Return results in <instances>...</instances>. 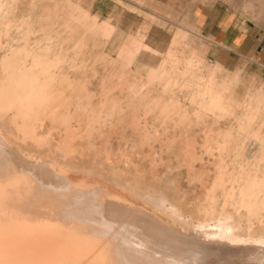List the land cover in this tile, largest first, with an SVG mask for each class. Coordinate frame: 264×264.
Segmentation results:
<instances>
[{"label":"bare ground","instance_id":"bare-ground-1","mask_svg":"<svg viewBox=\"0 0 264 264\" xmlns=\"http://www.w3.org/2000/svg\"><path fill=\"white\" fill-rule=\"evenodd\" d=\"M29 5L0 54V264H264V91L238 100L237 73L180 27L145 76L126 69L151 47L128 37L90 90L77 71L114 24L79 0ZM192 126L201 140L173 136Z\"/></svg>","mask_w":264,"mask_h":264},{"label":"rangeland","instance_id":"rangeland-1","mask_svg":"<svg viewBox=\"0 0 264 264\" xmlns=\"http://www.w3.org/2000/svg\"><path fill=\"white\" fill-rule=\"evenodd\" d=\"M79 1L83 7L89 9L90 13L98 16L99 22L104 19H109L115 26L114 32L108 38L101 39L100 45L98 44V46L90 48V55L86 56L89 65L87 70L85 69L83 71V69H80V71H77L76 76L78 77L84 78L83 74L88 75L86 78L89 80L90 90H98L100 88L101 79H109V74L113 73L115 68H117L118 63L114 59L117 54V49L128 37L141 36L140 38L151 47V49L147 51L142 50L139 52L136 60L126 69V72H132L131 74L137 72L145 76L147 73L145 64L155 65L165 57L167 48L169 49L171 46H174L170 41L173 40L176 32L175 29L177 30L178 27H180L179 29L184 30L191 28L192 30H188L190 33L191 31L196 32V35H194V42H200L205 46H203L204 48L201 51V55L206 63L211 64L215 61L220 62L224 66L221 75H233L237 73V81L234 83L233 95L238 100L242 101L246 99L258 88L264 91V3L260 6L257 0H254L253 5V7L258 10L256 17L261 21L262 25L260 29L256 30L255 45L248 46L249 51L251 48L255 47V52L229 55L215 48L213 45H210L208 40L200 35L199 30L190 26L191 24L188 20L185 21L181 19V14L173 16L167 13L164 8L158 7L157 3L151 0ZM29 2L30 0H0V29L3 27L5 19L10 20L7 35L0 37V54L6 51L10 45H15L21 40L26 29V18H30L33 15L31 11L39 7L38 5H32V9ZM261 8H263V11H261ZM97 56H104L110 60L102 61ZM81 57V55L78 56V60H80ZM154 87L158 88L157 85ZM130 92L128 86L125 85L124 92L120 94L122 98L124 96L122 104L129 103L125 96L127 94L130 95ZM117 94L118 93L115 92L113 93V95ZM185 95H187L186 92L181 93L180 98L184 104L189 105ZM110 96L112 97V95ZM240 113L241 109L238 108L234 116L219 119L215 127L220 129L230 125L235 127L237 116H239ZM261 120H264V111ZM201 128L202 126H192L187 132L177 131L173 133V136L195 137L201 140L204 135Z\"/></svg>","mask_w":264,"mask_h":264},{"label":"crops","instance_id":"crops-1","mask_svg":"<svg viewBox=\"0 0 264 264\" xmlns=\"http://www.w3.org/2000/svg\"><path fill=\"white\" fill-rule=\"evenodd\" d=\"M158 7L172 14H181V19L199 30L210 45L229 55L254 53L256 30L261 21L254 0H151ZM260 6L264 0H257ZM263 11V8H261Z\"/></svg>","mask_w":264,"mask_h":264}]
</instances>
